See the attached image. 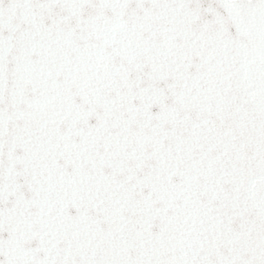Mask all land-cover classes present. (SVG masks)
Wrapping results in <instances>:
<instances>
[{
	"label": "snow or ice",
	"instance_id": "6c2138e0",
	"mask_svg": "<svg viewBox=\"0 0 264 264\" xmlns=\"http://www.w3.org/2000/svg\"><path fill=\"white\" fill-rule=\"evenodd\" d=\"M0 264H264V0H0Z\"/></svg>",
	"mask_w": 264,
	"mask_h": 264
}]
</instances>
